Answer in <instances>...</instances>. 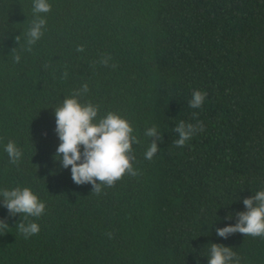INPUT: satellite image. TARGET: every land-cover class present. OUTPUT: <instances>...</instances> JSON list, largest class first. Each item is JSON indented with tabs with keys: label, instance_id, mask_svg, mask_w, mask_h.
I'll return each mask as SVG.
<instances>
[{
	"label": "trees",
	"instance_id": "obj_1",
	"mask_svg": "<svg viewBox=\"0 0 264 264\" xmlns=\"http://www.w3.org/2000/svg\"><path fill=\"white\" fill-rule=\"evenodd\" d=\"M47 2L34 13V0H0V264H208L211 243L264 264V237L216 234L264 190V0ZM37 18L43 35L27 51ZM195 90L207 92L200 108ZM78 91L139 140L137 174L99 194L54 158L55 108ZM181 120L203 131L177 147ZM153 126L163 140L148 160ZM16 187L45 202L40 217L9 214L2 192ZM21 222L40 230L25 238Z\"/></svg>",
	"mask_w": 264,
	"mask_h": 264
},
{
	"label": "clouds",
	"instance_id": "obj_2",
	"mask_svg": "<svg viewBox=\"0 0 264 264\" xmlns=\"http://www.w3.org/2000/svg\"><path fill=\"white\" fill-rule=\"evenodd\" d=\"M33 11L47 13L51 11V5L47 0H34ZM45 24L44 18L33 20L27 33V51H31V46L43 35L42 28ZM15 39L19 42V35ZM83 50V45L78 46L77 51ZM14 60L18 63L20 56L16 55ZM104 63H107V60ZM82 91H88L87 84L83 86ZM80 95L79 91L75 92L66 97L60 107L55 108V131L60 143L54 158L60 161L63 168L71 166L74 183H90L92 192L99 194L101 185L113 186L125 173L137 174L132 166V145L139 143V140L133 135V127L126 118L114 112H108L106 116L98 118V106L91 102H81ZM206 96L207 92L195 90L188 102L189 106L202 107ZM198 130L203 131L202 122L193 125L181 120L174 128L178 139L173 143L177 147H183ZM145 135L152 138L145 153V158L151 160L159 150L157 141H162L163 136L158 133L156 126L147 129ZM5 151L12 163H18L23 154L14 141L8 142ZM2 196L3 206L11 215L19 213L40 217L45 211V202L29 187L4 190ZM243 204L246 210L236 213L237 222L217 228L218 236L227 238L239 232L246 236L264 237V190L244 198ZM230 216L231 214L229 218ZM8 226L5 220L0 219V228ZM17 227L25 238L37 234L40 230L35 222L27 225L21 222ZM208 264H239V257L232 247L211 243Z\"/></svg>",
	"mask_w": 264,
	"mask_h": 264
}]
</instances>
